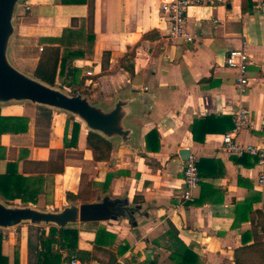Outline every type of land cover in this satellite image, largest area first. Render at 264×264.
Listing matches in <instances>:
<instances>
[{"label": "crops", "instance_id": "crops-1", "mask_svg": "<svg viewBox=\"0 0 264 264\" xmlns=\"http://www.w3.org/2000/svg\"><path fill=\"white\" fill-rule=\"evenodd\" d=\"M77 1L24 0L16 18L12 59L34 74L44 47L59 46L63 54L64 47L56 40L65 30L82 33V49L87 45V51L67 65L79 69L78 79L84 80L77 94L106 107L118 97L149 96L148 105L138 104L128 120L136 130L137 146L114 145L108 161L96 162L87 146L88 131L67 113L30 103L0 105L1 117L20 119L8 123L0 136V174L14 163L18 174L38 179L42 190L36 205L9 203L61 210L69 202L85 203L79 196L85 181L102 187L107 175L114 174L109 189L104 192L102 187L98 194L126 196L139 205L137 227L126 220L69 226L79 232L78 251L88 254L80 259L84 264H109L111 258L119 264H179L174 252L183 247L198 256L197 264H235L242 235L253 233L247 245L255 242L253 227L259 220L256 211L264 213V190L255 189L260 171L256 158L225 153L223 136L232 130L228 126L234 127L235 111L244 107L250 126L237 141L264 147V0L191 7L186 29L196 36L192 43L169 37L163 0ZM89 33L94 34L93 45L86 40ZM27 41L34 43L35 52L28 56L25 50L19 56L20 43ZM240 48L250 63L249 85L242 94L236 72L225 64L229 51ZM131 56L132 74L122 66V60ZM40 109L50 111L51 118L45 119ZM200 119L203 143L195 142L192 134ZM74 123L80 125L77 146L65 147V136L71 143ZM151 131L157 138L147 148ZM181 150H189L197 163L203 160L192 202L181 198L186 162ZM67 193L79 200H68ZM247 200L253 211L239 214L238 205ZM31 227L44 229L46 236L51 228L21 224L0 231L2 254L9 264H35L29 252L30 235L36 243ZM171 230L178 242L169 235ZM61 255L66 264L68 252Z\"/></svg>", "mask_w": 264, "mask_h": 264}, {"label": "water", "instance_id": "water-1", "mask_svg": "<svg viewBox=\"0 0 264 264\" xmlns=\"http://www.w3.org/2000/svg\"><path fill=\"white\" fill-rule=\"evenodd\" d=\"M24 0H0V105L30 103L64 112L84 125L89 133L100 135L112 147L131 144L137 146L136 130L128 120L135 114L137 105L147 106L149 96L118 97L106 107L83 95H70L58 86L50 85L35 74H29L12 59L11 45L16 36V18ZM183 161L189 150H181ZM139 205L124 197L98 194L92 202L69 205L61 210H44L28 204L9 203L0 196V231H7L21 224L51 226L63 229L79 223L128 221L137 227Z\"/></svg>", "mask_w": 264, "mask_h": 264}, {"label": "trees", "instance_id": "trees-1", "mask_svg": "<svg viewBox=\"0 0 264 264\" xmlns=\"http://www.w3.org/2000/svg\"><path fill=\"white\" fill-rule=\"evenodd\" d=\"M70 0H62L63 3ZM75 4H87L86 0H79ZM244 11V9H243ZM92 18V13L89 14V20ZM83 34L80 32H74L72 30H65L63 37L56 40L62 47H64L63 54L59 46H46L42 50L41 58L35 68L34 74L42 81L54 86L57 84V78H64L61 81V86L71 90L73 94L80 92V87L84 80L79 81L78 73L79 69L67 67L68 63L74 58L84 57L86 50L82 49L84 43L82 41ZM94 34L89 33L86 40L89 44L94 43ZM78 46V49H73ZM89 46V45H88ZM125 58L122 60V66L131 74L134 72L131 59ZM60 68V71L58 72ZM68 74L65 76V70ZM65 76V77H64ZM45 119L51 118V112L40 109ZM19 118H6L0 115V136L7 131L8 123L19 121ZM233 125L228 126L227 129H232ZM80 132V125L74 123L73 131L71 134V143L67 142L65 136V147L75 148L77 146V140ZM207 133V132H206ZM205 133V134H206ZM193 139L195 142L203 143V119L197 120L192 128ZM204 134V135H205ZM157 138V133L151 131L147 136V148L151 147V141ZM159 145V144H158ZM158 145L155 150H159ZM87 146L93 152L94 160L96 162L108 161L111 157L113 150L112 145L102 138L98 134L89 133L87 135ZM0 150L2 147L0 146ZM250 156H243L241 158L248 159ZM256 162V159H255ZM41 165V163H38ZM203 166V160L197 163L199 175ZM16 164L10 163L5 174H0V196L6 202L20 201L21 203H30L33 205L38 204L39 196L42 192L40 182L38 179L31 177H24L16 171ZM115 177L114 174H108L105 182L103 183V191H107L110 187V183ZM67 199L72 201L79 200L77 195L67 193ZM260 201V197L257 198ZM249 209L252 212V202L246 201L244 204L238 205L237 212L243 214ZM259 217L258 222L253 227L256 232L255 242L251 245H247L252 239L253 233H245L242 235L243 247L236 249L234 255L235 264H264V213L260 210L256 211ZM247 219V218H246ZM36 231L35 240L33 244V235L29 236V252L35 256V264H62L61 252H68L67 261L71 256L84 260L88 255L85 252L78 251L79 232L74 227H66L63 229H57L55 227L50 228L49 235H45V230L39 227H31ZM102 233V232H101ZM105 233V231H103ZM172 239L177 240V233L169 232ZM100 238L97 239V243H100ZM3 234L0 232V264H9L8 258L2 254ZM56 247V251L54 248ZM124 251V249H122ZM175 255L179 257V264H197L198 256L187 248H182L181 251H175ZM109 264H119L115 258H111Z\"/></svg>", "mask_w": 264, "mask_h": 264}, {"label": "built area", "instance_id": "built-area-1", "mask_svg": "<svg viewBox=\"0 0 264 264\" xmlns=\"http://www.w3.org/2000/svg\"><path fill=\"white\" fill-rule=\"evenodd\" d=\"M227 0H163L161 11L168 23L169 37L182 39L187 43L196 40V36L190 34L186 29V18L191 7L217 6L226 3ZM264 4V1H261ZM226 67L235 71L236 87L239 94L244 93L249 85L248 66L249 56L243 49L229 51ZM250 126L249 112L244 107H239L234 113V127L223 136L222 149L225 153L237 157L252 156L256 158V165L260 171L255 183V189L264 190V147L238 143V135ZM184 189L181 198L185 201H194V192L199 187L200 177L197 167V159L189 156L183 167ZM66 264H84L80 259L71 256Z\"/></svg>", "mask_w": 264, "mask_h": 264}, {"label": "rangeland", "instance_id": "rangeland-1", "mask_svg": "<svg viewBox=\"0 0 264 264\" xmlns=\"http://www.w3.org/2000/svg\"><path fill=\"white\" fill-rule=\"evenodd\" d=\"M20 44H21V47H20V51H19V54H20L19 56H21L22 51H25V50L28 52V56H30L31 54H33L35 52L34 43L32 41L22 42ZM56 86H58L62 90H65L70 95H77V94H73L70 89L63 88L61 86V81H59L56 84ZM101 188L102 187L99 184L97 185L96 183L89 181V180L85 181V188H83V190L79 193V196L81 199L80 201L81 202H83V201L84 202H90L91 200H95L97 198L98 193L100 192Z\"/></svg>", "mask_w": 264, "mask_h": 264}]
</instances>
